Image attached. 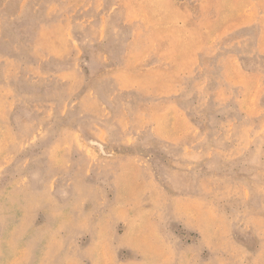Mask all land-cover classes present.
<instances>
[{
  "label": "rangeland",
  "instance_id": "1",
  "mask_svg": "<svg viewBox=\"0 0 264 264\" xmlns=\"http://www.w3.org/2000/svg\"><path fill=\"white\" fill-rule=\"evenodd\" d=\"M0 264H264V0H0Z\"/></svg>",
  "mask_w": 264,
  "mask_h": 264
},
{
  "label": "crops",
  "instance_id": "2",
  "mask_svg": "<svg viewBox=\"0 0 264 264\" xmlns=\"http://www.w3.org/2000/svg\"><path fill=\"white\" fill-rule=\"evenodd\" d=\"M123 261V263L125 262H133L134 260L133 259H128V260H122Z\"/></svg>",
  "mask_w": 264,
  "mask_h": 264
}]
</instances>
